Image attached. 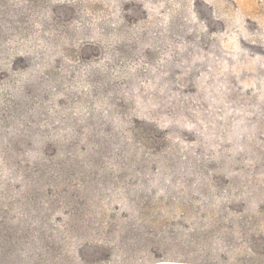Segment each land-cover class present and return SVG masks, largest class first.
I'll return each instance as SVG.
<instances>
[{
    "label": "rangeland",
    "instance_id": "rangeland-1",
    "mask_svg": "<svg viewBox=\"0 0 264 264\" xmlns=\"http://www.w3.org/2000/svg\"><path fill=\"white\" fill-rule=\"evenodd\" d=\"M0 264H264V0H0Z\"/></svg>",
    "mask_w": 264,
    "mask_h": 264
}]
</instances>
